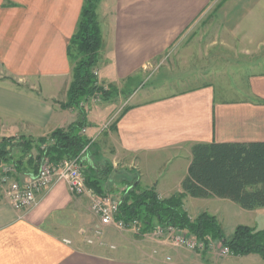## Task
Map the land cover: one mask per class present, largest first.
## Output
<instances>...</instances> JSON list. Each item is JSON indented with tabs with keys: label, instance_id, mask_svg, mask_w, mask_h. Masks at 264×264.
I'll use <instances>...</instances> for the list:
<instances>
[{
	"label": "crops",
	"instance_id": "0c3cea01",
	"mask_svg": "<svg viewBox=\"0 0 264 264\" xmlns=\"http://www.w3.org/2000/svg\"><path fill=\"white\" fill-rule=\"evenodd\" d=\"M83 1L0 0V137L44 136L78 119L74 107L64 106L72 75L66 49ZM212 2L99 0L102 46L94 67L98 81L114 84L135 76L202 17ZM223 7L238 21L264 15V0H225ZM38 73L47 79L37 83ZM148 93L131 92L123 112L103 131L115 112L113 103L88 100L83 105V133L93 143L99 140L98 152L107 151L112 191L119 195L129 181L153 186L160 197L181 191L194 143L264 141V71L248 75L247 95L242 99L217 98L209 82L162 95ZM13 170L11 177L16 180L34 174L28 166ZM183 206L191 218L200 212L214 215L222 230L226 211L242 215L264 209L247 210L227 198L190 195L183 197ZM94 223L89 198L72 194L64 181L41 193L29 211L0 200V264H264L256 253L213 261L205 252L182 257L180 250L166 240L151 238L150 230L142 227L147 239H124L136 252L129 256L124 247L107 244L105 231L104 245L86 243ZM238 224L256 227L252 219L242 220L224 235L230 237ZM143 241L148 244L142 246Z\"/></svg>",
	"mask_w": 264,
	"mask_h": 264
},
{
	"label": "trees",
	"instance_id": "16d2710c",
	"mask_svg": "<svg viewBox=\"0 0 264 264\" xmlns=\"http://www.w3.org/2000/svg\"><path fill=\"white\" fill-rule=\"evenodd\" d=\"M98 1H83L76 31L66 49L72 75L64 106L77 109L78 119L44 136L0 137V164L10 161L17 170L28 166L35 174L44 159L56 164L79 156L87 187L105 194L112 190L111 163L101 159L97 143L81 131L85 123L81 103L95 95L107 101L113 89L112 86L104 89L93 73L102 46L96 13ZM14 145L19 146L16 158ZM86 145L87 149L81 153ZM185 195L227 198L247 210L264 207V141L194 143L181 191L160 197L153 186L129 181L128 187L121 190L116 215L125 221L138 219L144 231L156 224H171L198 239L220 241L233 255L256 253L264 259V230L238 224L227 238L214 215L200 212L193 218L189 216L183 206Z\"/></svg>",
	"mask_w": 264,
	"mask_h": 264
},
{
	"label": "rangeland",
	"instance_id": "374dc122",
	"mask_svg": "<svg viewBox=\"0 0 264 264\" xmlns=\"http://www.w3.org/2000/svg\"><path fill=\"white\" fill-rule=\"evenodd\" d=\"M224 2L225 0H213L210 8L202 17L189 26L163 53L147 62L142 70L127 81L104 84L100 83L97 78V82L104 89L107 90L108 86L113 88L107 101H103L98 95L94 96L98 100H94L92 97L88 99L94 104L111 102L114 105L112 106L115 112L112 118L106 122L102 131L107 128V125L110 126L123 108L128 105V95L135 90L138 96H142L146 92H149V96H156L209 82L214 86L217 98L236 100L247 95L248 75L253 71H264V15L247 17L238 21L237 18L228 16V10L224 12ZM104 58L103 56L102 59ZM62 77L66 78L67 76ZM44 78L46 80L47 76L44 77L40 73L34 75V80L37 83L38 81L39 83L44 82ZM13 82L17 83V78ZM54 92L59 93L57 89ZM96 143L99 144V140ZM13 148V157L16 158L19 146L14 145ZM104 153L108 155L107 151ZM99 154L101 159H107L106 155L101 152ZM7 163L12 165L10 161ZM105 194L118 199L120 196L111 189ZM92 216L93 222H95L92 226L94 228L98 225V219L95 215L92 214ZM251 219L255 223V228L264 230V209L255 213L245 211L242 212V215L226 211L225 215H222L224 234H231L233 223ZM104 231L107 244H113L118 249L124 247L125 255L129 256L135 255L136 252L124 239L135 241L134 239H147L148 237L147 234L143 237L140 231L121 230L112 226L105 227L102 232L104 233ZM209 241L217 242L213 239ZM146 244L148 243L144 242L142 246ZM167 244L180 250L182 257L188 258L191 253L202 254L205 252L212 261L223 258L210 249L199 252ZM148 247H151L150 243ZM231 254L230 251L228 255Z\"/></svg>",
	"mask_w": 264,
	"mask_h": 264
},
{
	"label": "built area",
	"instance_id": "2783aa9c",
	"mask_svg": "<svg viewBox=\"0 0 264 264\" xmlns=\"http://www.w3.org/2000/svg\"><path fill=\"white\" fill-rule=\"evenodd\" d=\"M93 73L96 75L95 69ZM98 100L97 97L92 98ZM84 104V103H81ZM82 133L84 129H81ZM84 147L83 151L87 149ZM13 166L9 163L0 164V200L8 203L16 210L29 211L39 202V195L53 184L64 181L69 191L75 195L85 194L89 198V210L98 219V225L92 228V234L85 238L86 243L95 241L99 245L105 242L101 239L102 228L112 226L121 230L140 231L141 223L138 219L125 221L117 218L119 199L108 194H97L87 187L85 176L81 169L79 156L65 158L56 164L43 160L37 172L25 180H16L11 177ZM149 236L154 239H163L175 247H183L192 251L212 250L218 256L225 257L230 253L228 246L220 241H204L192 234H188L171 224H156L150 231ZM69 242L68 240H65ZM110 247H112L110 245Z\"/></svg>",
	"mask_w": 264,
	"mask_h": 264
}]
</instances>
